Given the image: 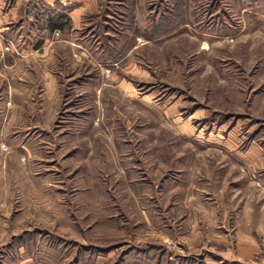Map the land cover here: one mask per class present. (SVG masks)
I'll return each instance as SVG.
<instances>
[{
	"label": "rangeland",
	"instance_id": "374dc122",
	"mask_svg": "<svg viewBox=\"0 0 264 264\" xmlns=\"http://www.w3.org/2000/svg\"><path fill=\"white\" fill-rule=\"evenodd\" d=\"M0 3V264H264V0Z\"/></svg>",
	"mask_w": 264,
	"mask_h": 264
},
{
	"label": "crops",
	"instance_id": "0c3cea01",
	"mask_svg": "<svg viewBox=\"0 0 264 264\" xmlns=\"http://www.w3.org/2000/svg\"><path fill=\"white\" fill-rule=\"evenodd\" d=\"M16 6L6 7L4 10L3 4L0 3V28L4 25L11 23V19L15 17Z\"/></svg>",
	"mask_w": 264,
	"mask_h": 264
},
{
	"label": "trees",
	"instance_id": "16d2710c",
	"mask_svg": "<svg viewBox=\"0 0 264 264\" xmlns=\"http://www.w3.org/2000/svg\"><path fill=\"white\" fill-rule=\"evenodd\" d=\"M55 29V28H54Z\"/></svg>",
	"mask_w": 264,
	"mask_h": 264
}]
</instances>
